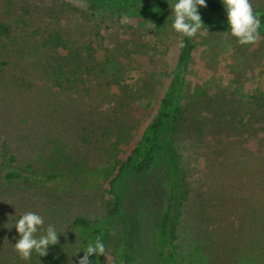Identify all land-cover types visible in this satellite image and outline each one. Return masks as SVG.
<instances>
[{
	"label": "rangeland",
	"instance_id": "rangeland-1",
	"mask_svg": "<svg viewBox=\"0 0 264 264\" xmlns=\"http://www.w3.org/2000/svg\"><path fill=\"white\" fill-rule=\"evenodd\" d=\"M14 1L11 5L14 13L9 20L19 25L22 35L17 39L0 37V55L6 54L20 64L26 63L28 80L40 87H53L49 94H32L35 96L32 100L24 98L26 101L15 102L7 108L1 99L8 94H0V128L4 139L19 146L22 154L32 157L52 146L51 139L57 136L59 143L69 147L73 154H79L90 166L103 171L95 178L93 186L83 187L74 180L68 193L59 196L24 189L20 180L6 186L0 184V256L3 253L10 257L19 255L11 245L19 238L12 224L20 215L34 212L44 218V228L51 224L62 232L58 237L64 235L69 240H74L70 223L75 217L104 227L105 235L101 239L105 254L99 255L95 264H112L124 237L131 253L129 264H162L154 233L158 209L166 197L164 183L168 172L164 161L148 174L128 173L118 182L120 213L115 217L109 215L112 199L106 190L118 167L116 158L123 159L134 140V131L156 108L153 98L162 94L172 75L181 38V33L171 27L174 17L169 6L175 0H161L163 17L150 27L146 25L147 19L130 21L102 4L92 6L88 0ZM250 3L251 6H264V0H250ZM200 15L203 25L194 37L196 49L188 66L183 94H193L199 87L206 94H236L237 99L245 94H264V35L258 34L254 43L240 44L229 32L205 25ZM86 19L92 22V29L82 34L77 28ZM51 32L62 37L52 40L48 35ZM74 40L92 54L88 68L78 70L83 73L82 78H86V86L94 87L90 94H82L80 89L58 90L56 85L61 79H56L46 65L54 41L61 44L53 48L52 54L58 55L71 49ZM97 83L101 86H96ZM117 83L133 87L137 94L152 97L153 110L133 105L131 111L124 109L119 114L120 109L114 103ZM49 106H56L57 110L49 113ZM35 107H40L36 113L32 112ZM108 109L113 112L103 119L101 113ZM94 112L97 114L94 122L100 127L94 124L96 130L92 139L89 134L85 142L81 139L80 126H91L90 116ZM23 114H28V123L20 121ZM111 118L129 119L116 124L117 129L113 128L118 132L125 130L122 136L117 137L118 132L114 135L101 131L102 127L112 124ZM172 147L187 185L194 188L209 150L187 140L173 143ZM201 183L204 184L201 190H205L210 182L203 179ZM175 227L174 243L179 247V259L185 264H202V258L192 252L195 241L189 221L180 214ZM94 240L92 236L90 241ZM47 256V264H60L52 252ZM67 256L69 253L61 251L57 257L65 259ZM67 264L75 263L69 259Z\"/></svg>",
	"mask_w": 264,
	"mask_h": 264
},
{
	"label": "trees",
	"instance_id": "trees-1",
	"mask_svg": "<svg viewBox=\"0 0 264 264\" xmlns=\"http://www.w3.org/2000/svg\"><path fill=\"white\" fill-rule=\"evenodd\" d=\"M88 1L92 6L102 4L130 21L149 20L146 22L148 27L163 17L161 0ZM13 3L14 0H0V37L7 39H17L22 35L19 25L10 22L14 13ZM252 9L260 21L258 34L264 35V6H252ZM198 11L205 25L230 33L220 0H206V6L199 7ZM91 23L88 19L82 21L78 31L82 34L89 32ZM48 35L52 40L62 37L57 32ZM195 35L189 38L181 34L172 75L162 94L153 98L156 102L154 112L151 111L154 108L152 97L137 94V90L127 84L114 85V103L120 109L119 114L124 109L131 111L133 105H143L152 113L134 131V140L123 159L116 158L118 167L106 190L112 199L109 215L115 217L120 213L118 182L126 174H148L160 161H164L168 172L164 183L166 197L158 209L154 233L162 264H185L179 259V247L174 243L175 220L180 214L191 224L195 241L192 252L202 258V262L198 260L202 264H264V94H245L237 99L236 94H206L200 87L195 88L193 94H183L188 66L196 49ZM71 43V49L56 55L52 54L53 48L61 44L54 41L47 54L46 65L56 79H61L56 85L58 90L80 89V93L90 94L94 87L86 86L87 80L78 70L88 68L93 60L92 54L83 50L78 40ZM28 75L26 63L20 64L18 60H10L6 54L0 55V94H8L1 99L2 104H6L5 108L15 102L26 101L24 98L32 100L35 98L32 94H49L53 86L40 87L28 80ZM96 86L100 87L101 83ZM48 108L49 113L57 110L56 106ZM38 109L40 107H35L32 112L36 113ZM110 112L113 110L102 112V118L111 116ZM96 115L94 112L90 116L91 126H80L83 131L81 139L85 142L89 140L86 138L89 134L92 139L95 127H100L94 122ZM45 117L48 118V114ZM111 119L112 124L102 127L101 131L114 135L118 132L113 131V128L117 129L116 124L129 120ZM20 121L28 123V114H23ZM124 132H118L117 137ZM182 140L194 141L199 147L209 150L194 188L187 185L186 176L178 168V158L173 151L172 144ZM51 142L52 146L28 157L22 154L19 146H13L4 139L0 128V184L6 186L20 180L24 189L51 192L56 196L68 193V187L74 180L83 187L93 186L103 169L94 168L86 158L73 154L69 147L59 143L57 136ZM203 179L210 182L205 190H201ZM70 229L74 240L64 235L58 237L59 243L50 246L46 255L39 257L33 253L29 261H24L19 255L10 257L3 253L0 264H47V255L51 252L60 264H67L69 259L77 264L84 252H74L85 248L92 236L102 238L105 235L104 227L82 217H75ZM61 251L69 253V256L65 259L57 257ZM98 257L90 258L92 264ZM130 260L131 253L124 237L112 264H129Z\"/></svg>",
	"mask_w": 264,
	"mask_h": 264
},
{
	"label": "clouds",
	"instance_id": "clouds-1",
	"mask_svg": "<svg viewBox=\"0 0 264 264\" xmlns=\"http://www.w3.org/2000/svg\"><path fill=\"white\" fill-rule=\"evenodd\" d=\"M220 2L226 14L230 34L240 44L254 43L258 37L260 21L253 13L250 0H220ZM205 6L206 0H175L169 6L174 17L172 29L189 38L194 36L203 25L198 8ZM12 225L19 235L14 249L24 261H29L33 253L39 257L46 255L50 246L59 243L58 234L62 233L51 224L44 228V218L34 212L20 215ZM38 233L41 234L37 235ZM81 250L84 255L79 257L77 264H92L91 257L105 254V245L101 237L97 236L94 241L87 243L85 248L75 251L74 254Z\"/></svg>",
	"mask_w": 264,
	"mask_h": 264
}]
</instances>
